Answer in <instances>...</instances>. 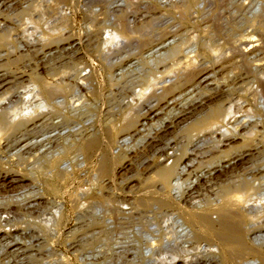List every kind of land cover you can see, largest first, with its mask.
<instances>
[{"label": "bare ground", "instance_id": "obj_1", "mask_svg": "<svg viewBox=\"0 0 264 264\" xmlns=\"http://www.w3.org/2000/svg\"><path fill=\"white\" fill-rule=\"evenodd\" d=\"M67 1L69 0L44 1L49 5L51 9L49 12L55 17L54 20L59 22V27L52 31L47 28L49 31L39 35L36 42L40 43L37 53L41 59L37 60L38 62L28 73L25 71L28 66L26 61L27 65L20 67V71L19 69L8 71L5 68L16 65L27 56L31 51H28L29 48L35 47L33 43L35 38L31 39L30 33L29 36L26 35L28 37L21 35V38L17 36L15 39H10L0 30V69H5V71L0 70V264L42 263V247L47 239L61 238L59 228L71 213L76 228L73 231L69 230V235L77 233L83 237L81 241H85L103 234L105 241L107 236H114L112 233L114 228L118 227L116 226L119 224L116 223L118 219L129 220L130 218L134 222L133 213H136L134 210L149 207L173 209L187 224L202 227L203 235L217 242L214 248L221 264H237L238 260L247 255H254L264 264V246L256 245L260 238L264 241L263 236L256 235L261 233L260 229L264 226L260 225L253 215L256 209L246 207L249 183L241 178L240 181L226 185V200H221L214 208L201 207L191 196L195 194L194 191L197 192V184L202 183L200 180L202 177L192 179L190 175H186L188 165H184L190 151L189 146L198 145L200 136L202 137L205 133H210L211 136L221 133L223 126H227L231 119H235L232 104L223 110L222 103L230 95L228 96L221 88L216 90L210 86H213L211 83L216 80L215 73L224 70L225 66L221 62L224 61V56L231 58L233 61L231 66L242 61L245 66L241 64L245 68L254 52L264 50V1H258L256 5H252L249 0L239 3L240 5L235 8H237L236 11L243 12V15L242 19L237 21L234 16H231L232 14L229 15L230 12L227 17H224L223 13H218L225 8L226 2L215 0L217 7L214 17L212 16L215 22H212L214 26L211 29L210 26L199 29V18L204 13L202 9L204 2L213 0L172 1L163 8L162 14L161 12L159 15L150 14L148 19L142 17L140 19L139 16V19L131 23L129 22L131 12L128 7H118L115 11L116 15L113 16L114 19L109 17L104 20V55L101 61L107 75L105 80L102 76V80L96 86L90 84L91 71L81 75L84 71L86 72V66L70 67L74 59H77L74 58L78 50L76 47L82 45V40H73L72 36L65 35L69 20L64 15L62 6ZM70 4L73 6L74 0H70ZM36 6L29 5L21 8L17 0H0V16H3L6 10L13 9L17 10L23 19L26 17L27 24H32L30 15L32 11H36ZM150 8L157 9L158 6L153 3ZM236 16L239 15L236 14ZM167 17L171 23L165 20ZM6 24H8L6 19L0 18V27L6 29L8 28ZM245 27L256 31L259 39L252 38L254 34L252 30L250 34L244 33ZM189 32L203 33L202 36L205 38L203 41H197V34L196 36L193 34L190 38L191 42L188 43L189 40L186 43L183 39L186 35L188 37ZM62 42H66L64 46ZM186 50L187 53H185ZM62 52L66 54L64 57L60 55ZM55 53L60 57H54ZM67 56L70 62H64ZM199 56L209 58L213 66L210 70L199 71L196 81L184 89L187 82L183 85L179 80L168 78L172 71L160 70L158 67L167 60L180 64L181 60L185 59L186 69L191 70ZM139 65L141 67L147 65L148 71L142 70L145 68ZM115 68L118 69L115 70ZM232 69L240 68L233 66ZM116 71L118 74L115 73ZM258 78L255 79L258 89L264 92V79ZM218 80L220 81L219 78ZM243 80L239 77L238 82L235 81V83L238 86ZM104 87L119 88L115 90L116 92L110 90L107 96H104ZM215 90L216 93H213ZM200 91H203L204 95L195 101L194 96ZM184 102L186 107L183 106ZM104 104L108 106L106 115ZM104 115L107 118L104 119ZM217 118L221 120L217 121ZM227 132L228 130H224L221 137L225 138ZM172 133L175 138L167 140L161 145L162 147L157 144L156 138ZM133 141L140 142L141 147L158 148L156 151L159 156L155 159L154 175L160 187L154 188L144 181L140 183V187L137 186L136 192H129L133 194L139 192L136 196H125L124 193H119L106 199L105 188L129 166L114 168L112 165L114 169L109 172L104 150L110 149L113 145L123 147ZM246 156L240 154L232 157L228 162L226 161L225 167H236L238 162L243 167V163L248 161L245 159ZM94 159L97 166L96 174L100 178L96 180V184L88 188H78V191L74 193L70 190L66 192L70 201L68 205L59 204L52 199H44L43 185L52 195H58L60 192L54 187H47L48 184L44 183L47 178H55L64 186L71 180L76 169L87 168ZM43 168L48 169L45 174L42 171ZM219 171L221 170L213 171L212 180H219L220 177L217 175ZM110 174L111 180L105 183L104 178ZM190 180L192 181L190 184L193 185L187 188L184 184ZM190 198L191 202L189 206H186ZM89 199L104 200L111 207L113 206V209L105 214L104 223L100 218L94 220L89 218L88 209L85 211V202ZM213 215L215 218H212ZM179 222V227H186L181 220ZM184 228L178 237L186 234V229L189 230L192 238L199 236L197 231H193L194 229ZM147 237L148 241L153 240L150 239L151 235ZM109 243L104 246L111 254L114 253V246L116 249L124 250L117 239L112 238ZM69 244L71 245V242ZM74 247L72 244V248ZM127 252L128 250H125L122 254H128ZM152 252L153 248L150 245L147 252H144L147 255L145 257L151 256ZM130 255L134 258V254Z\"/></svg>", "mask_w": 264, "mask_h": 264}, {"label": "rangeland", "instance_id": "obj_2", "mask_svg": "<svg viewBox=\"0 0 264 264\" xmlns=\"http://www.w3.org/2000/svg\"><path fill=\"white\" fill-rule=\"evenodd\" d=\"M17 1L19 5H21V8L27 7L29 5H31L32 7H35L37 5L36 7L38 9L36 8V11L34 12L32 11L30 15L32 17L31 18L32 24H27L25 22L26 17L25 19H23L17 10L9 9V10H6L5 13H3V16L2 15L0 16V18L6 19L8 23L6 24V27L8 28L5 29V28L0 27V30L5 32L6 37H9L10 39L11 38L15 39V37L17 36L18 38H21L24 35L29 36V34L31 33V39L35 38L33 39L34 41L33 43L36 48L35 47L34 48L31 47L32 49L29 48L28 51L31 50L29 53L30 55L27 54V56L23 57L16 65L7 66L5 69H7L8 71H14L15 69H19L20 71V69L27 62L28 66L25 69V71L28 73L31 71V69H33L34 65L38 62L37 60L41 59L39 58L40 57L39 53H37V50L40 49V43L36 42V40L39 38V35L41 33L47 32L49 28L51 29V31L52 29L53 30L57 29L59 27V22H56L54 20L55 17L52 16V13H50L51 9L49 8V5L44 2L45 0H17ZM142 1L141 0H128V1L127 0H74V4L73 6H71L70 0H69L63 4L64 5L62 6L63 13L69 20L65 35H69L70 37L72 36L73 40L74 39L82 40L81 41L82 45H80V47H76L78 50L76 51L74 58H77V59H74L73 64L71 63L70 67L75 68V67L86 66V72L84 71V73H81V75L86 74V73L88 74L91 71L92 76L89 80L91 85L96 86L102 80V76H104V80H105L106 75H107L105 68L103 69V66H102L103 64L101 61L102 59L101 57L102 55H104L103 41L105 37V34H104L105 18L110 17L109 19L111 18L114 19L113 16L116 15L115 11L118 9V7L121 8L122 6L123 7L127 6L129 11L131 12V14L129 15V18L131 17V19H129L130 23L131 21H134L135 19H139V18L141 19V17L143 19L145 18L148 19L150 14L152 15L156 13V15H159L160 12H161L160 14H162L164 7H167L170 2L178 1V0H159L160 2L158 0H142ZM179 1H184V0H179ZM258 1H264V0H249V2L252 5H256ZM224 2H226V4L224 6L225 8L224 9L222 8L223 12H221L222 9L219 10V12L218 11L217 12L220 14L223 13L222 15L224 17H227L228 13L230 12L229 15L232 14L231 16H234V18H236L237 21L241 20L243 12H241L240 10L236 11L237 8L235 7L237 5H240L241 2L243 3L244 0H224ZM144 3L148 5H145ZM153 3L156 6H158L157 9L150 8V6H152ZM204 3L205 4L202 8L204 10L203 11L204 13L199 18V24H200L199 29H203L208 26H210L209 28L211 29L214 26L212 22H215V19L212 18V16L214 17L217 4L215 0L211 2L206 1ZM135 9H137V11ZM141 13H145L146 15L141 14ZM236 14L239 16H236ZM37 16L38 17L40 16V17L38 18ZM212 19L214 21H212ZM13 20H14V23H13ZM165 20H169V17L165 18ZM167 22L171 23V20ZM9 25H12V26H9ZM24 26H27V27H24ZM243 29H245L244 33L246 34H250L253 31V33L257 35L255 36L253 34L254 37L252 36V38L255 40L259 39V36H258L259 34L256 31H254L252 28L245 27ZM79 32H81V34ZM17 33L19 35H17ZM193 34L194 36H196L197 34V37H198L197 41L199 40L203 41V39L205 38V36H202L203 33L195 34L193 32H189L188 37L187 35L184 36L183 40L187 43L190 40V38L193 37ZM190 42L191 40L188 43ZM219 42H222V41H219ZM65 43L66 42H62L61 44L65 45ZM186 45L188 46V44ZM187 52L188 51L186 50L185 53ZM60 55L64 57L66 54L62 52ZM60 55L59 54L57 55V53L53 54L54 57L56 56L60 57ZM68 57L69 56L65 58L64 62H70L67 60ZM249 60H248L249 63H247L246 61L247 65L245 68L243 67V65L245 66V64L242 61L237 62L233 66H236L240 69L234 70L232 69L233 66H231V63L233 62L231 61V58H228V57L226 58V56H224V61L223 60L221 61L225 66L224 70L217 71L215 73L214 79H216L215 80L216 83L215 81L211 83V85L213 86H210V88H215L216 90H219L221 88V90L223 91L225 90L228 96L230 95L228 99H226L222 103L223 110H225L226 108L229 107V105L232 104L233 112H234L233 115L235 116V119H231L229 121V124L227 126H223V128L221 129V133L224 132V130H228V132L226 133L227 136L225 138L221 137L220 132L217 133L218 135L216 134L217 137L216 135H213V136L209 135L210 133L209 134L205 133V135L207 134L208 136L207 135L206 136L203 135L202 137L200 136V140H199L200 142L198 143V145L194 146L192 144L191 146H189L190 151L188 152L184 165L185 166L188 165L186 175H190L192 179H194L195 177L203 178V179L200 178V180H202L201 181L202 183L200 182L201 184L199 185L197 184V192L194 191L195 194L191 196V198L193 197V200L197 201V203L201 205V207L209 206V207L214 208L215 206L219 205L221 200L227 199L225 197V195H227L225 186L226 185L229 186L233 184V182L240 181L241 178L245 179L249 183L248 185L249 190L247 192L249 196L247 199L248 202L246 203V207L247 208L252 207L256 209L255 210L256 213L254 212L253 215H255V219H257V222L260 223V225L264 226V222H263L264 221V207H263L264 205V92L258 89L259 87L255 81V79H257L258 77L264 79V50H258L254 52ZM185 61L186 60L183 59L181 60L180 64H177L175 63V61L167 60L164 63L158 65V67H160V70L167 69L168 71L169 70L172 71V74L168 78L176 79V81L179 80L180 82H182L183 85L187 82L185 84V87H183V89L186 88L187 85H191L192 83L196 81V78H197L196 75L199 71H202L204 69L210 70V68L213 66V62L210 61L209 58L199 56L197 57L195 61L196 63H195L194 68L190 70V69H186V65H184ZM133 63L135 62L133 61ZM147 67L148 66L146 65L141 68H145L142 70L148 71ZM5 69H0V70L5 71ZM117 69L118 68H115V70ZM115 73L118 74L117 71ZM228 73L230 74L229 76H228ZM237 75L244 79L242 81V84L239 83L238 86L235 83V81L239 80V77H237ZM216 77H218L220 81ZM223 80L227 82L224 83ZM223 86L227 90L224 89ZM117 88L119 87H114L112 89L108 87L106 88L104 87V96H107L110 90H112L113 92H116L115 90H117ZM216 90L213 91V93H216ZM253 90L255 91L253 92ZM202 93L204 92L200 91L198 92V94L195 95L197 97L194 96V99L196 98L195 101L199 100L197 98L199 97L201 98V96L203 97L204 94ZM231 98L233 100H231ZM188 103L189 102L187 101V104ZM185 104L186 102H184V105H183L184 107H186ZM106 107L108 108V106L104 104V114L107 109ZM241 109H243V111ZM205 111L206 110H204V112ZM105 115H104V119L106 117ZM222 117L220 118L222 119ZM220 118H217L216 120L220 121L221 120ZM233 130L237 134L235 132H232ZM166 136L167 138H165ZM160 137L161 139H159ZM173 137L175 138L174 133L167 134L165 136L161 135L159 136V138H156V140L159 142V143L157 142V144H160L161 146L167 140ZM176 138L180 139L177 136ZM232 138H234V140ZM134 143L136 142L134 141L130 142L127 145H124L123 147L122 146L118 147L116 145H113L108 150L107 148H105L104 157L107 161V167H108L109 172H112L111 169L113 170L116 167L120 168L124 165L129 166L127 167L126 170L121 171L114 178L112 183H110L107 186L108 188L106 187L107 189L105 188L104 194L106 195H104V197H106V199L107 197H113L114 194L118 195L119 193L120 194L124 193L125 196H132V197L133 195L136 196L138 195L139 192L134 193V194L129 193V192H136L138 190L137 188L140 187V183L144 181H147V183H149V185L152 187L154 186V188L160 187L159 186L160 184L159 182H156L157 180L155 179V175H154L155 159H157V157L159 156L158 152L156 151L158 148L157 147L155 148L141 147L140 142H137L136 144ZM196 146L198 147L196 148ZM151 149H153V151ZM240 154H242L243 156H246V155L248 156V157L247 156L245 157V159L248 161H246V163L244 162L245 164L243 163L244 165L243 167L239 165V162L236 164V167H233V166H231V168L225 167L227 165L225 163H227L228 160L232 159V157L234 156H239ZM95 164H96V160L94 159L89 163L87 168L83 167V168L76 169L74 175L71 177V180L67 181L68 183H66L64 186L59 184V182H57L55 178H47V180L44 181L45 184H48L47 187H54L56 189H59L60 192L58 193V195H52L48 192L47 188H45L43 185L44 199H52V200H55L59 204L68 205L70 201H69L68 194H66V192L70 190V192L74 193L78 191V188L79 189L82 187L88 188L89 186L96 184L97 179H100L97 177V174H96L97 166ZM112 165L114 168L112 167ZM214 170H221L219 171V174H217L220 177L218 178L219 180L211 179L212 177H214V174H213ZM42 171L45 174L48 171V169L43 168ZM111 177H112L111 174L108 177H105L104 178L105 183H107L108 180H111ZM191 180L190 182H186L184 186H187V188H189V185H190L191 187L193 185V184H190L192 183ZM203 180H204V183H203ZM132 186H135L136 188ZM130 187H132V189L134 190L132 191L131 189V191H129ZM185 192L186 191H184V193ZM191 198L189 199V202L185 204L186 206H189V203L191 202ZM89 200L85 202V207H86L85 211H87L88 209L87 214H89V218H91L92 220H94L95 218H100L104 223V216H106L105 214H108L109 210L113 209V206L111 207V205L106 203V201L104 202V200H98V199H95V200L89 199ZM130 201H132V199H130ZM135 210L134 212L136 213H133V218H135L134 222L130 218L129 220L128 219H124V220L118 219L116 221L117 224L119 223L118 225H116L118 227H115L114 228L115 230H113V233H112L114 236L113 237L110 235L107 236L105 241H104L103 234H101V236L100 235L95 236L94 239L93 237L88 238V240L86 239L87 241L86 240L81 241L83 237L78 235L77 233H73V235H69L68 234L69 230L73 231L76 228V223L72 221L73 215L71 213V215H69V217L64 221L62 226L59 228V231H60L59 233H61V238L59 240L57 239L48 240L47 239L46 243L42 247L44 258L42 257V263L40 264H221L219 257L217 258L218 253L217 251H215V248H214V246L217 245V242L215 240H210L206 238L203 235L204 233H202V230H203L202 227L195 225V224H187L183 220V218L180 215H178L177 211L173 209H166V208L156 209V207L154 208L149 207L148 209L139 208ZM142 211L143 212L145 211L144 214ZM139 212L141 215L139 214ZM140 217H142L141 220H140ZM147 217H149V219ZM212 218H215V215H213ZM24 219L26 218L24 217ZM179 219L185 224L186 227L192 230L194 229L193 231L195 232L197 231L199 236L197 238H192L189 233V230L186 229V227L184 228L183 226V228L186 229L187 232L186 234H183L181 237H178L180 231L183 229L181 228L182 226L179 227L180 225ZM177 220L179 221L177 222ZM110 228H112V226ZM120 228H122V230ZM118 232L127 234L128 236L119 235ZM260 232L262 234L257 233L256 235L260 237L263 236V239H264V228H261ZM146 235L147 236L151 235L150 239H153V240L148 241V239H146L148 238ZM111 237L114 238V240L117 239V241L122 244L124 248L123 251L122 249L121 250L116 249L114 246L113 254H111L110 252H107L108 249L107 247L105 248L104 244L109 243V240L112 239ZM90 239H91V242H90ZM260 239L258 243L256 242V245H260L263 247L264 241ZM70 242H71V245L69 244ZM111 243L113 246L114 242L112 241ZM72 244L73 246H75L74 248H72ZM150 245L153 248V252L151 256H148L149 257L148 258V257H145L147 256L145 253L147 252V249L150 248ZM131 246L134 250L131 248ZM76 247L79 249H77ZM45 249L46 250L49 249L47 250L49 252H47ZM125 250H128L127 252L128 254L124 255L122 254V252L125 253ZM130 254L132 255L134 254L133 255L134 258L131 257ZM175 255H177L178 257H176ZM252 261L254 262L252 264H263V262L261 260H257L254 255H247L243 257L241 260L237 261V264H251L249 262H252Z\"/></svg>", "mask_w": 264, "mask_h": 264}]
</instances>
